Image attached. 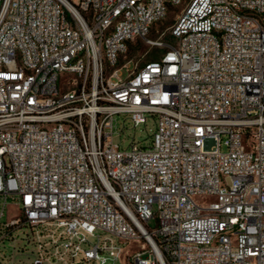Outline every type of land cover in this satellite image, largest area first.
<instances>
[{"label": "built area", "instance_id": "2783aa9c", "mask_svg": "<svg viewBox=\"0 0 264 264\" xmlns=\"http://www.w3.org/2000/svg\"><path fill=\"white\" fill-rule=\"evenodd\" d=\"M72 1L0 0V264H264V0Z\"/></svg>", "mask_w": 264, "mask_h": 264}, {"label": "rangeland", "instance_id": "374dc122", "mask_svg": "<svg viewBox=\"0 0 264 264\" xmlns=\"http://www.w3.org/2000/svg\"><path fill=\"white\" fill-rule=\"evenodd\" d=\"M75 3V0L72 1ZM185 4L179 6L178 8L172 9L167 15L166 19L159 25V33L169 28L175 21L176 17L181 14ZM158 34L154 31L149 34L147 40H156ZM163 39H167V34L164 35ZM160 55V49L155 46L149 45L146 40L139 41L134 40L133 43L128 44L126 57L131 60L128 64V70H133L134 67H139L140 65L157 58ZM128 70L123 68L120 70V76L125 79L128 74ZM155 130L154 121L149 118L144 125H140L134 128L132 124L124 115H116L114 117V134L113 142L123 150L130 147L132 140L137 143L138 146L149 147L151 144V135ZM3 199L0 198V211L2 209ZM20 209L19 206L13 202L7 201V205L4 209V215L0 219V223H4L8 220L19 217ZM149 229L155 227V220H150L148 223ZM27 234L30 233L29 228H20L14 231L13 237L16 238L14 243L8 241L4 244H0V252L5 259L13 256L18 261H25L33 255L34 245L32 242L27 243ZM16 248L15 253H10L12 246ZM135 244H131L126 252L131 250ZM6 248V249H5ZM18 251V252H17ZM123 257V256H122ZM121 263V258L120 261Z\"/></svg>", "mask_w": 264, "mask_h": 264}]
</instances>
